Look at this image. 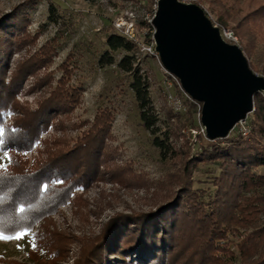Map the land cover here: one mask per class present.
<instances>
[{
    "label": "trees",
    "instance_id": "trees-1",
    "mask_svg": "<svg viewBox=\"0 0 264 264\" xmlns=\"http://www.w3.org/2000/svg\"><path fill=\"white\" fill-rule=\"evenodd\" d=\"M37 1L18 0L0 14V129L4 132L0 148L8 153L0 165V233L6 236L30 230L34 223L68 202L74 189H86L104 173L118 181L126 178L106 142L115 110L112 104L97 106L87 127L71 143L63 134L62 116H67L81 89L70 80L74 52L69 50L56 65L60 74L54 84L52 71L39 72L70 31V19L59 18L50 38L10 66L12 53L36 36L28 33L26 25L28 9ZM47 7L49 16L54 8L51 1ZM220 15L217 14L219 20ZM244 20L252 34L258 27L264 30V0ZM140 26L150 24L138 18L136 27ZM237 27L232 25V31L239 37L242 33ZM239 40L242 41L238 39L237 44L242 49L246 44L239 45ZM103 45L98 64L115 62L119 70L128 74L127 85L140 123L152 131L157 115L149 98L148 80L133 60L135 42L110 29L103 36ZM113 50L123 53L115 59L110 52ZM29 75L32 80L25 90L41 92L33 108L15 97ZM8 113L10 121L5 119ZM173 115L165 109L166 120ZM50 124L62 134L51 144L44 143L43 159L25 165L23 152ZM244 124V133L239 129L231 133L238 128L235 123L224 136H203L205 143L198 144L192 152L186 151L178 182H167L151 208L114 211L96 233L69 237L77 243L70 264H264V223L259 218V213L264 212V172L258 169L264 167V92L252 94V109L245 114ZM152 143L161 148L156 136ZM198 163L216 168L217 172L210 175V186L193 185L191 173ZM32 233L35 247L28 248V260L0 254V264H65L60 262L68 255L69 238L65 232L42 224L41 230L34 229Z\"/></svg>",
    "mask_w": 264,
    "mask_h": 264
},
{
    "label": "rangeland",
    "instance_id": "rangeland-1",
    "mask_svg": "<svg viewBox=\"0 0 264 264\" xmlns=\"http://www.w3.org/2000/svg\"><path fill=\"white\" fill-rule=\"evenodd\" d=\"M17 1L0 0V14ZM49 1L54 8L48 16ZM146 1L38 0L28 9L29 19L26 29L30 35L36 34V36L31 43L12 53L10 66L50 38L57 28L59 18L70 19L72 21L70 31L60 40L51 61L41 67L39 72L52 71L51 84H54L55 78L60 74L56 65L63 60L69 50L74 52L75 66L70 80L76 81L81 89L67 116H62L65 123L63 134L71 143L75 135L87 127V120L92 118L97 106L112 104L115 110L106 142L111 147L113 161L122 167L123 176L127 179L114 180L109 173H104L102 179L92 181L86 189L82 191L80 188L74 189L68 202L60 205L39 223H34L30 230L23 231L27 233L23 239H0V254L5 258L28 260V248L34 243L32 231L41 230L42 224L65 232L69 238L96 233L102 222L114 211L128 212L151 208L153 201L157 199L156 194L165 190L167 182H178L184 153L192 152L198 144L205 143L206 139H203L205 135L200 131L198 119L200 102L194 103L186 98L175 79L165 74L157 57L137 51L132 52L134 63L148 80L149 98L157 115L152 131L145 129L140 123L131 89L127 85L128 74L119 70L115 62L104 64L97 62L103 52V36L108 30L115 29L113 23L116 17L120 14L126 15L129 11L136 20L141 16L149 15L152 2L148 5ZM260 1L262 0H198L196 3L212 23L231 30H233L232 25L239 26L237 28L242 35L238 37L233 32L236 44L240 38L242 41L239 40V45L246 44L241 51L250 69L259 75L264 74V30L258 27L254 31L255 34H252L245 27L247 23L244 19ZM218 13L221 14V20L217 18ZM136 30L143 29L136 27ZM110 52L115 59L123 53L121 50ZM31 80L32 75L27 76L23 82L24 86L15 96L20 103L29 108L35 106L36 99L41 93L39 90L33 92L25 90ZM168 94L173 101L169 100ZM165 109L174 112L172 119H165ZM5 119L10 121L11 114H6ZM236 129L238 128L234 127L231 133H235ZM61 134V130L50 124L39 134L33 145L23 152L25 165H30L37 158L43 159L46 156L44 143L51 144L53 138ZM155 136L160 141L161 148L152 143ZM4 153L0 148V165L6 160ZM258 169L264 172V167ZM216 172L214 166L198 163L191 173L194 179L193 185L210 186V175ZM259 218L264 223V212L259 213ZM16 233L9 236H14ZM69 241L66 242L68 255L64 261H60L65 264H70L77 245L74 241ZM31 264L35 263L31 262Z\"/></svg>",
    "mask_w": 264,
    "mask_h": 264
},
{
    "label": "water",
    "instance_id": "water-1",
    "mask_svg": "<svg viewBox=\"0 0 264 264\" xmlns=\"http://www.w3.org/2000/svg\"><path fill=\"white\" fill-rule=\"evenodd\" d=\"M151 17L159 63L189 97L200 102L199 121L207 138L224 136L252 109V94L264 92V77L254 73L236 43L194 2L155 0Z\"/></svg>",
    "mask_w": 264,
    "mask_h": 264
},
{
    "label": "built area",
    "instance_id": "built-area-1",
    "mask_svg": "<svg viewBox=\"0 0 264 264\" xmlns=\"http://www.w3.org/2000/svg\"><path fill=\"white\" fill-rule=\"evenodd\" d=\"M155 7H156L155 0H153L152 1V7H151L152 8L151 13L147 16H145V15L141 16V19H143L146 23L150 24V26H140L139 28L143 29L142 31L136 30V19L134 18V15L131 13V11H129L128 14H126V15H121V14L118 15L116 17V19L114 20L113 24H114L115 29L118 32H120L121 34H123L124 36H126L127 38H129L135 42L137 52H140L142 54H150V55H154L155 57H157V52L154 49V41H153V37H152V33H153L154 28H153V25L151 24V17L153 15ZM212 24L216 25L215 23H212ZM216 26L218 27V31H219L220 36L224 40H226L228 42L236 43V37L230 28L225 27V26H218V25H216ZM162 69L165 72V74H167V75H169L175 79L179 89L183 92V94L186 97L190 98L189 95L186 92H184L182 90V88L180 87L177 78L172 73L166 71L165 68L162 67ZM168 98H169V100L171 99L170 94H168ZM173 99L177 101V99L175 97H173ZM236 124L238 126V129L244 133L246 130L245 124H244V118L239 119L236 122ZM199 127H200V131L203 134H205L204 127L202 126L201 123H199Z\"/></svg>",
    "mask_w": 264,
    "mask_h": 264
},
{
    "label": "snow or ice",
    "instance_id": "snow-or-ice-1",
    "mask_svg": "<svg viewBox=\"0 0 264 264\" xmlns=\"http://www.w3.org/2000/svg\"><path fill=\"white\" fill-rule=\"evenodd\" d=\"M4 135V132L2 129H0V137H3ZM4 143L3 139H0V145H2ZM5 157L8 156V153L5 152L4 153ZM2 167V166H0ZM27 235L26 232H17L14 236H6V235H3L2 233H0V239H4V240H10V239H15V240H21L23 239L25 236ZM33 247H35V243H33Z\"/></svg>",
    "mask_w": 264,
    "mask_h": 264
}]
</instances>
